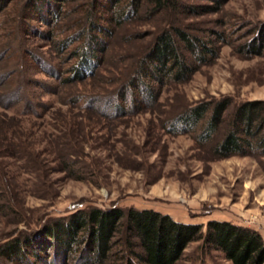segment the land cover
<instances>
[{
  "label": "rangeland",
  "instance_id": "rangeland-1",
  "mask_svg": "<svg viewBox=\"0 0 264 264\" xmlns=\"http://www.w3.org/2000/svg\"><path fill=\"white\" fill-rule=\"evenodd\" d=\"M0 1V245L28 235L49 242L45 229L54 218L93 206L154 208L204 230L209 220L225 219L264 236L262 151L221 157L211 149L216 138H197L199 128H168L170 119L200 101L229 97V114L244 101L264 102V44L260 53L246 50L264 23V0H226L205 13L174 6L158 11L146 0L121 22L111 0ZM92 21L111 34L93 31ZM172 24L201 36L217 55L186 81L157 82L158 101L136 113L108 117L100 105L84 107L88 97L109 95L125 82L156 35ZM92 32L103 36L106 50L84 79L62 82L77 62L74 49ZM78 94L77 105L67 103ZM67 148L78 150L71 157L78 161L73 176L58 170ZM202 242L191 240L174 264H231ZM0 264L19 263L0 254Z\"/></svg>",
  "mask_w": 264,
  "mask_h": 264
},
{
  "label": "trees",
  "instance_id": "trees-1",
  "mask_svg": "<svg viewBox=\"0 0 264 264\" xmlns=\"http://www.w3.org/2000/svg\"><path fill=\"white\" fill-rule=\"evenodd\" d=\"M121 1L111 0L114 8L109 9L117 22L137 15L146 0H130L127 5L121 4ZM150 1L154 10L162 11L174 6L190 13L218 11L226 2ZM91 29L97 33L107 32L108 35L112 32L96 21H92ZM256 32L257 41L248 42L246 50L260 53L264 44V23ZM102 38L92 32L83 46L74 49L77 62L71 67L72 73L62 77V82L84 79L93 70L99 56L97 53L107 47ZM216 55L217 48L201 36L179 24H172L156 35L152 46L137 59L132 74L125 82L109 95L88 97L84 107L99 109L101 106L99 111L108 117L136 113L158 101L160 87L157 82L162 83L165 78L186 81L200 65L208 63ZM81 99L78 94L67 103L77 105ZM231 104L229 97L191 104L169 120L168 128L173 131L199 128L197 138L201 142L216 138L211 149L221 157L233 153L247 154L252 149L261 150L264 154V102L244 101L229 114L227 110ZM203 120L205 122L200 124ZM223 122H226L225 130L217 138L215 135ZM58 150L61 151L62 147ZM77 152L76 148L64 150V154L68 155L59 156L58 170L75 175L74 166L78 161L71 157ZM45 230L44 236L51 238L49 242L46 238L33 240L29 235L16 237L8 247L0 245V254L19 264L48 261L52 264H111L113 259L119 264H174L191 240L202 239L204 248L220 250L231 264H264V236L252 226L212 219L204 230L202 224L180 221L169 213L148 207H84L54 218ZM50 249L54 250L51 257ZM42 250L44 256L40 255Z\"/></svg>",
  "mask_w": 264,
  "mask_h": 264
}]
</instances>
